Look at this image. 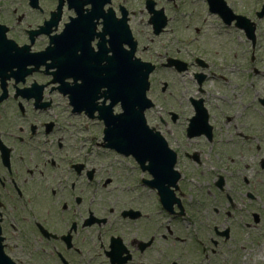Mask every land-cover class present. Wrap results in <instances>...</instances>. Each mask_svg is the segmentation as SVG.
<instances>
[{
	"label": "flooded vegetation",
	"instance_id": "af4514ba",
	"mask_svg": "<svg viewBox=\"0 0 264 264\" xmlns=\"http://www.w3.org/2000/svg\"><path fill=\"white\" fill-rule=\"evenodd\" d=\"M18 1L0 0V264H264V0H105L153 66L144 119L168 150L142 167L105 146L107 107L73 113L52 82L67 5L47 27L56 0ZM109 30L94 19L80 85L108 63Z\"/></svg>",
	"mask_w": 264,
	"mask_h": 264
},
{
	"label": "water",
	"instance_id": "95a60500",
	"mask_svg": "<svg viewBox=\"0 0 264 264\" xmlns=\"http://www.w3.org/2000/svg\"><path fill=\"white\" fill-rule=\"evenodd\" d=\"M81 4L80 0H71L70 2V5L77 9L80 8ZM93 17H95V13H93L92 10L86 15L79 13L78 17L73 19L72 23L67 25L63 33L54 39V47L52 49L51 57L54 60L53 67L55 66L59 73L74 77H77L82 73L80 65L78 64L76 51L83 49V43L80 38L81 31L83 28L86 29V27L89 26ZM105 27L108 29L112 27V22L109 19L105 22ZM122 30L123 26L119 25L118 33H121ZM128 61H131L130 55L124 56L120 54L119 60L115 64L116 69L112 75L117 86L122 89L118 90V94H124V91H126L130 95L129 112L118 120L106 119L107 128L105 134L106 140L108 141L107 146L126 154L131 153L141 162L146 145L140 140L146 132V128L139 116L141 115L140 111H142L145 106H143V90L146 82V71L143 70L142 64L137 60H133L135 61L136 69L134 77L127 69ZM104 81L105 79L103 78L97 79L96 84H99L100 87H104L107 90V84ZM70 92H72V95L70 96L72 101L71 104L78 107L79 101H81V98L78 95V88L76 87ZM107 96L112 98L111 95ZM117 101H121L123 107V101ZM85 109L86 111H90V109ZM122 129L126 131V134H122ZM153 137L149 135L150 139ZM148 147H153V145L150 144ZM154 161L153 158H150V162Z\"/></svg>",
	"mask_w": 264,
	"mask_h": 264
},
{
	"label": "snow or ice",
	"instance_id": "6c2138e0",
	"mask_svg": "<svg viewBox=\"0 0 264 264\" xmlns=\"http://www.w3.org/2000/svg\"><path fill=\"white\" fill-rule=\"evenodd\" d=\"M106 22H107V19H106ZM104 52H105L106 60L108 62L105 65V72L107 74V78L104 81L107 84V90L106 92L99 93V94L112 96V101L107 107V111L109 114H111L112 112V105L115 104L117 100L123 101V107L117 108V113L119 115L113 117L114 119H120L122 116L128 114L129 103H130V95L126 91H124V94H118V90H122V89L117 86L115 79L112 75V73L116 69L115 64L119 60L120 53L117 48H112L111 50L105 49ZM113 53H115V55H113ZM91 55L96 56V55H99V53L92 52ZM127 65H128L127 69L135 77V74H136L135 61H128ZM81 79L83 80L84 83L79 85L78 87L83 89L88 94V98L94 102L95 94L98 93L99 85H95V88L92 87V84H93L92 76L91 74L87 72L82 74Z\"/></svg>",
	"mask_w": 264,
	"mask_h": 264
},
{
	"label": "rangeland",
	"instance_id": "374dc122",
	"mask_svg": "<svg viewBox=\"0 0 264 264\" xmlns=\"http://www.w3.org/2000/svg\"><path fill=\"white\" fill-rule=\"evenodd\" d=\"M21 4H23V0H19L16 5L17 6H20ZM137 25H140L141 23L140 22H136ZM77 121L80 122L82 124V126L84 127L82 129V137H86V138H97L96 135H97V132H98V127L96 126L95 123H92V122H89V121H86V120H83L82 117H77ZM126 166L129 165L128 162H125L124 163Z\"/></svg>",
	"mask_w": 264,
	"mask_h": 264
}]
</instances>
